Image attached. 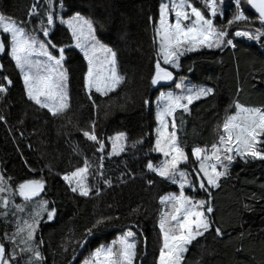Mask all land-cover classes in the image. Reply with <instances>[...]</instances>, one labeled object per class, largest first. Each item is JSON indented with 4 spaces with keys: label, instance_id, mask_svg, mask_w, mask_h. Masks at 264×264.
I'll return each instance as SVG.
<instances>
[{
    "label": "trees",
    "instance_id": "obj_1",
    "mask_svg": "<svg viewBox=\"0 0 264 264\" xmlns=\"http://www.w3.org/2000/svg\"><path fill=\"white\" fill-rule=\"evenodd\" d=\"M162 2L53 0L54 25L49 28L48 42L56 46L50 47L54 55L61 47L65 50L63 66L67 69L70 97L69 109L57 116L28 99L21 73L9 57L8 36H4L0 83L8 91L0 94V175L5 178L8 191L2 195L9 199V205L7 209L0 208V213H7L0 215V242L5 244L6 251L16 250L13 264H28L31 259V253L20 252L24 247L21 240L26 235L17 234L24 223L17 207L20 202L28 203L35 213L40 212L31 244L39 248L42 264H80L89 250L111 244L129 229L135 232L138 243L136 264H158L162 246L159 221L166 208L161 198L180 191L178 185L147 167L149 162L158 167L163 161V156L154 151L158 126L155 102L160 91L174 83L151 84L155 63L160 59L156 29ZM33 4L39 14L29 17ZM197 5L203 7L200 0ZM241 7L253 23L246 28L235 27L249 31L264 27L248 5ZM222 9L223 17L218 15L214 20L217 25L237 11L234 0H224ZM48 10V0H0V14L24 22L26 29L44 39L47 36L42 28L49 27ZM76 14L93 22L98 39L114 50L120 74L125 76V82L108 96L93 92L90 100L86 93L87 61L74 47L70 29L60 23V18L68 20ZM231 35L230 31V38ZM233 43L235 48L185 51L179 70L161 61V66L173 73L174 80L183 77L212 89V94L192 104L187 112L177 111L179 122L186 126L179 141L181 146L187 144L189 166L197 164L191 145L211 146L214 134L218 135L235 103L264 108V38L253 41L235 37ZM3 77L11 80V85ZM93 122L95 134L105 144L103 153L97 150L95 142L83 136L84 131H92ZM119 133L125 134V150L109 155V138ZM258 146L264 150V144ZM85 160L90 165L88 196L73 192L63 179L83 167ZM229 167L220 187L210 188V196L200 188L185 190L192 196L211 200L213 212L212 229L188 246L183 264H264V160L248 158L246 162H232ZM29 180H42L44 191L38 198L24 202L17 189ZM41 201L55 209L53 221L41 211ZM98 221L103 223L97 224ZM215 228L222 235H217ZM6 237H12L15 243ZM86 240L84 253L76 258Z\"/></svg>",
    "mask_w": 264,
    "mask_h": 264
},
{
    "label": "snow or ice",
    "instance_id": "obj_2",
    "mask_svg": "<svg viewBox=\"0 0 264 264\" xmlns=\"http://www.w3.org/2000/svg\"><path fill=\"white\" fill-rule=\"evenodd\" d=\"M204 12L195 7L190 0H172L171 8L169 4H163L160 8L159 27L156 29L159 37L160 59L155 63V73L151 79L152 85H157L161 81L173 79V73L164 65L179 67V57L185 51H193L197 46L208 48H221L222 46L235 47L233 39L235 37H245L249 40L260 41L264 38V27L255 28L252 31L242 30L237 25L244 28L253 21L245 15L241 5L245 4L254 9L258 14L256 19L260 25L264 26V0H234L236 12L227 21L220 25L214 23L219 15L223 17L224 9H217L218 0H200ZM222 5L223 0H219ZM49 10L47 12V25L42 28L43 35L47 36L49 28L54 25L52 12L53 0H48ZM62 7V4H61ZM37 6H31L29 17L38 15ZM43 23V22H41ZM60 23L67 24L72 30V36L76 43L74 47L80 49L87 61V73L85 77V89L89 99H92L93 92L101 96H108L125 82V76L120 74L117 69L116 53L106 45H103L95 36V28L90 20L76 14L70 20L60 18ZM231 31V38L229 32ZM4 34L9 37V54L15 62V66L23 74V82L26 87L27 97L41 108L47 109L53 116L63 114L70 107V97L68 95V76L67 69L63 66L65 60L64 48L58 49V55H53L48 50L55 45H46L31 36L24 26V22H17L15 19L7 18L0 14V54L5 52ZM33 57H43V59H33ZM3 65H0V69ZM7 85L12 81L3 77ZM177 88L182 89L187 95H174L167 92L161 95V100L165 101L156 114L159 126L156 128L157 140L154 151L160 152L165 159L159 167H154L151 162L147 167L156 172L159 176L179 183V195H168L161 198V203L166 205V210L161 213L159 227L162 233V246L159 251L158 264H183L188 246L194 240L201 237L212 229V221L209 214L213 212L210 200L194 201L192 197L184 193L185 185L195 188L193 182L189 181L188 174L179 170L180 163H187L188 156L178 144L176 134V122L174 113L177 109L188 111V105L194 99L212 94V89L199 88L193 90L186 88L183 83L177 84ZM8 87L0 83V94H6ZM187 103H181L180 101ZM95 105V101H92ZM147 103V101H145ZM237 109L234 115L228 117L223 124V134L219 136L217 144L211 146V154L203 155L208 150L205 148L193 149V156L200 161L199 172L206 178L199 181V188L208 192L206 184L219 188V178L226 176L228 165L239 156L245 162L248 158L264 160V150L258 149V145L264 144V108L245 107L236 104ZM2 119V117H0ZM171 126V131L169 127ZM92 131H84L83 136L93 141L97 145L100 153L104 152L105 144L95 134V122L90 125ZM111 140V152L109 155H118L125 150V134L119 133ZM104 156L100 157L99 167H103ZM214 160V163H206ZM227 162V163H225ZM223 167V171H218L217 166ZM90 165L87 160L84 166L77 168L70 175H65L63 179L71 186L73 192L79 191L82 196L90 195L91 189L87 186ZM103 175V173H100ZM179 177V181L177 180ZM5 178L0 175V208L7 209L9 199L2 195L8 188L4 186ZM109 185L111 181L106 180ZM44 191L42 180H29L19 184L17 193L25 200H31L40 196ZM98 194V193H97ZM209 192V196H210ZM19 207V206H17ZM40 209L47 213L50 221L55 216V209L48 208L47 201H41ZM0 215H7L6 212ZM40 222V212L32 217V223L24 221L18 227L17 234L26 233L21 243L24 247L20 252L31 253L28 264L40 262L43 256L39 248H34L31 241L35 239L36 228ZM103 223L98 221L97 224ZM89 229V233H91ZM217 235H222L219 228H215ZM135 233L129 229L126 234L121 236L109 247L98 248L93 257L86 264H136L137 243L134 239ZM15 243L12 237H6ZM17 258V252L13 249L6 251L5 244L0 242V264H13Z\"/></svg>",
    "mask_w": 264,
    "mask_h": 264
},
{
    "label": "rangeland",
    "instance_id": "obj_3",
    "mask_svg": "<svg viewBox=\"0 0 264 264\" xmlns=\"http://www.w3.org/2000/svg\"><path fill=\"white\" fill-rule=\"evenodd\" d=\"M190 2L195 6V7H198V8H200L203 12H204V15L206 16V12L204 11V9H203V7H202V5H197V4H199V0H190ZM169 4V6H170V8H171V3H172V0H163V2H162V5L163 4ZM161 5V6H162ZM224 6V0H223V4L221 5L220 3H219V0H218V3H217V9L218 8H222ZM236 8V7H235ZM85 18V17H84ZM71 19V18H70ZM70 19H68V20H70ZM87 19V18H86ZM89 20V19H88ZM91 21V20H90ZM92 22V21H91ZM159 22V21H158ZM92 24H93V22H92ZM67 27H68V25L67 24H65ZM93 27L95 28V26H94V24H93ZM159 27V23H158V25H157V28ZM69 28V27H68ZM70 29V28H69ZM26 31L31 35V36H33V37H35V39L37 40V41H39V42H43V43H45L46 45H49V44H51L50 42H48V36L44 39V38H42V37H40V36H38L36 33H34V32H32V31H30V30H28V29H26ZM70 31H71V33H72V30L70 29ZM4 36H7L6 34H4ZM95 36H96V39L97 40H99L98 39V37H97V33H96V29H95ZM8 39H9V37H8ZM73 40H74V44L76 43V41H75V39H74V37H73ZM100 41V40H99ZM157 42H158V47H159V37L157 36ZM103 44V43H102ZM104 45V44H103ZM107 46V45H106ZM107 47H109V48H111L110 46H107ZM202 47H204V46H197L196 47V49L195 50H193L194 52H196V51H199ZM233 48H235V47H233ZM78 49V48H77ZM112 49V48H111ZM48 50L50 51V52H52V50L50 49V47L48 48ZM80 50V49H79ZM113 50V49H112ZM114 51V50H113ZM10 52V50L8 51V53ZM5 53V52H4ZM3 53V54H4ZM53 54V53H52ZM159 54H160V49H159ZM54 55V54H53ZM184 55V54H183ZM182 55V56H183ZM9 57L11 58V56H10V54H9ZM180 58H181V56L179 57V63H180ZM12 59V58H11ZM33 59H43V57H33ZM13 60V59H12ZM116 61H117V57H116ZM13 62H14V60H13ZM15 63V62H14ZM163 63V62H162ZM167 66H171V65H167ZM174 68H177L178 70L180 69V66L179 67H174ZM117 69H118V72L120 73V71H119V66H118V62H117ZM170 69H172V68H170ZM173 71H176L175 69H172ZM20 71V70H19ZM177 72V71H176ZM21 73V72H20ZM21 76H22V82H23V74L21 73ZM173 85H172V87H170V88H167V89H163L162 91H160V94L157 96V98H156V102H155V113L157 114V112L159 111V109H160V107H162L163 106V104L165 103V101H163V100H161V95L162 94H164V93H167V92H172L174 95H180V96H182V95H187V93L186 92H184L182 89H180V88H177L176 87V85L177 84H180V83H183L184 85H185V87L186 88H192L193 90H196V89H199V88H205V89H210V88H208L207 86H205V85H197V84H193L192 82H190L189 80H186L185 78H183V77H181L179 80L178 79H176V80H173ZM23 84H24V82H23ZM202 84H204V83H202ZM67 85H68V81H67ZM25 86V85H24ZM119 88V87H118ZM117 88V89H118ZM25 89H26V87H25ZM116 89V90H117ZM27 93V92H26ZM68 95H69V87H68ZM206 96H204V97H201L200 99H202V98H205ZM200 99H194L193 100V102L191 103V104H189L188 105V108L192 105V104H194V103H196L197 101H199ZM182 104L183 103H187L186 101H180ZM235 105H236V103L231 107V109H230V111L228 112V116L225 118V120H224V122L228 119V117L229 116H231V115H234L235 113H236V111H237V109L235 108ZM178 110H183V109H177L176 111H175V113H174V116H175V122H176V134H177V137H178V144H179V146L182 148V146L185 148V149H183V151L187 154V156L189 155V153H188V150H187V144H185V145H183L182 144V146H181V143H180V141H179V138H180V136L181 135H183L184 134V130H185V125H182L180 122H179V116H178V113H177V111ZM185 112H187V111H185ZM157 122H158V120H157ZM158 126H159V122H158ZM157 126V127H158ZM172 129H171V126L169 127V131H171ZM218 135H215L214 134V139L212 140V142H213V144H217L218 143V140H219V136L220 135H222L223 134V126L221 127V128H219L218 129ZM156 135H157V133H156ZM157 140V139H156ZM125 141V140H124ZM112 143V142H111ZM124 143V142H123ZM212 144V145H213ZM124 145H125V143H124ZM197 145V146H196ZM211 145V146H212ZM211 146H206V145H200V144H192L191 145V148H190V150H191V153H193V149H195V148H197V147H199V148H205V149H207L208 151L206 152V153H202V157H203V155H210L211 154ZM258 149H259V146H258ZM157 152V151H156ZM121 153V152H120ZM119 153V154H120ZM157 153H159L160 155H162L163 156V154L162 153H160V152H157ZM165 159H170V157H168V158H166V157H164L163 156V161L165 160ZM249 159H251V158H249ZM258 159V158H257ZM196 160V159H195ZM239 160H241V161H245L244 159H241L239 156H237L235 159H234V161L233 162H235V161H239ZM197 161V160H196ZM215 161L214 160H212V161H207L206 163H209V164H211V163H214ZM225 163H227V162H225ZM199 164H200V161H197V164L195 165V164H193L192 166H189V157H188V161H187V163H184V162H182V163H180V165H179V170H183V171H185L187 174H188V179H189V181H191V182H193V184L195 185V188H194V190L193 191H197V188H199V186H198V184H199V181L201 180V179H204L205 181H206V178L203 176V173H200L199 172ZM231 165V164H230ZM230 165H228V169L230 168L229 166ZM160 166V165H159ZM158 166V167H159ZM217 170L218 171H223V167L222 166H220V165H218L217 166ZM225 176H222V177H220L219 178V181H218V183L220 184V182H221V180L224 178ZM163 178V177H162ZM165 179V178H164ZM167 180V179H166ZM177 180L179 181V177H177ZM168 181H170V180H168ZM171 182V181H170ZM66 183L68 184V182L66 181ZM86 183H87V186H88V180L86 181ZM174 184H176V185H178V187H179V189H180V186H179V183L177 182V183H174ZM68 186L70 187V189H71V187H73V186H75V182H73V184L70 186L69 184H68ZM206 188H208V193H209V190H210V188H214V187H211V186H209V185H207L206 184ZM186 189H190L189 188V186L186 184L185 185V188H184V193H185V195L186 196H189V197H192L193 198V200L194 201H198V200H201L202 198H198V197H195V196H192V195H190V194H188V192H185V190ZM201 191H205V190H203V189H201ZM206 192V191H205ZM42 193V192H41ZM41 193H40V195H41ZM76 193H78L79 194V191H77ZM179 193H180V191H178L177 193H175V195H179ZM207 193V192H206ZM80 195V194H79ZM24 202H30V201H28V200H25L23 197H21V196H19ZM39 197V196H38ZM38 197H35V198H33V199H31V200H34V199H36V198H38ZM203 200H209V199H207V198H204ZM210 202H211V206H212V201L210 200ZM19 213L21 214V215H23V219H24V221H28L29 223H32V217L33 216H35V211H34V208L33 207H30V205L28 204V203H25V204H23V202H20L19 203ZM166 210V208L164 209V211ZM209 218H210V214H209ZM55 219V216H54V218L51 220V221H53ZM211 220V219H210ZM127 232V231H126ZM126 232H124L123 234H121V235H119L118 237H117V239L115 240V241H117L121 236H123L124 234H126ZM134 232V231H133ZM135 233V232H134ZM134 239H135V241H136V243H137V239H136V235H135V237H134ZM114 242V241H113ZM113 242L111 243V244H108V245H105V246H101V247H109V246H111L112 244H113ZM137 247H138V243H137ZM97 250V249H96ZM96 250H89L87 253H85L84 255H83V258H82V260H81V262H80V264H86V262L87 261H89L92 257H93V255H94V253H95V251ZM136 252H137V249H136ZM137 257H138V252H137Z\"/></svg>",
    "mask_w": 264,
    "mask_h": 264
},
{
    "label": "water",
    "instance_id": "obj_4",
    "mask_svg": "<svg viewBox=\"0 0 264 264\" xmlns=\"http://www.w3.org/2000/svg\"><path fill=\"white\" fill-rule=\"evenodd\" d=\"M248 8H249L254 14H256V16L258 15V14L255 12L254 9H251L250 6H248ZM173 80H174V78H173L172 80H170V81H161V83H162V85H168V83L170 84L171 82H173ZM87 240H89V238H88ZM87 240L82 244V247L80 248V251H79V253L77 254V257H76V258H78L81 254L84 253V251H85V247H86V245H87V243H88ZM145 247H146V246H145ZM71 264H74V262H72Z\"/></svg>",
    "mask_w": 264,
    "mask_h": 264
}]
</instances>
